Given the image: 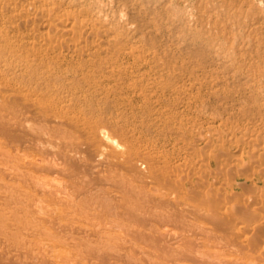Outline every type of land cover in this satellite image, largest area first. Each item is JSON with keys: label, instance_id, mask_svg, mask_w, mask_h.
Returning a JSON list of instances; mask_svg holds the SVG:
<instances>
[{"label": "bare ground", "instance_id": "obj_1", "mask_svg": "<svg viewBox=\"0 0 264 264\" xmlns=\"http://www.w3.org/2000/svg\"><path fill=\"white\" fill-rule=\"evenodd\" d=\"M0 264H264V0H0Z\"/></svg>", "mask_w": 264, "mask_h": 264}, {"label": "rangeland", "instance_id": "obj_2", "mask_svg": "<svg viewBox=\"0 0 264 264\" xmlns=\"http://www.w3.org/2000/svg\"><path fill=\"white\" fill-rule=\"evenodd\" d=\"M172 106V105H171ZM174 107H175V105L172 107L173 108V111H179V110H181L182 109V111H179V112H181V113H183V115H185V117H188V118H196L197 117V120L198 121H201V122H206V121H208V120H211V116H209L210 114L209 113H211V111L210 110H204V109H202V110H200V108H199V106L197 105V106H195V105H193L192 107H190L189 109L188 108H183L182 106L181 107H178V106H176V109H174ZM197 107V108H196ZM171 108V107H170ZM183 110H185V111H183ZM187 110V111H186ZM188 110H190V111H188ZM193 110V111H192ZM194 111H196V112H194ZM203 113H202V112ZM210 111V112H209ZM199 112H201L202 114H200ZM207 113V114H206ZM188 114V115H187ZM198 114H200V116L198 115ZM209 114V115H208ZM105 115H107V114H103L102 115V117H105ZM198 115V116H197ZM209 117H208V116ZM204 116V117H203ZM107 117V116H106ZM108 117H109V114H108ZM203 117V118H202ZM200 120H199V119ZM202 118V119H201ZM209 118V119H208ZM206 119V120H205ZM204 120V121H203ZM14 134H15V138L14 139H16V140H19L20 141V139H22V138H25L24 136V133L20 130V129H18V128H16L15 129V132H14ZM15 140V141H16ZM17 142V141H16ZM18 143V142H17ZM17 143H15V144H17ZM183 144V143H182ZM197 145H198V143H196ZM26 150H27V148H26ZM30 149H28V151H29ZM32 150H34L33 148H32ZM31 150V151H32ZM35 151V150H34ZM229 151H230V154L232 155V156H234V155H237V154H239V148L238 147H236L234 144L233 145H229ZM36 152H38V151H36ZM177 160H179V159H177Z\"/></svg>", "mask_w": 264, "mask_h": 264}]
</instances>
